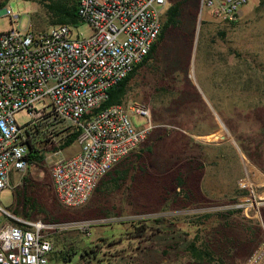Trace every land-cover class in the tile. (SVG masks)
Segmentation results:
<instances>
[{"label": "rangeland", "instance_id": "obj_1", "mask_svg": "<svg viewBox=\"0 0 264 264\" xmlns=\"http://www.w3.org/2000/svg\"><path fill=\"white\" fill-rule=\"evenodd\" d=\"M52 1L0 0V32L12 28L5 9L18 16L17 28L49 31ZM183 3L182 28L168 31L128 87L125 102L149 107L155 127L117 167L125 179L105 182L82 208L65 207L51 164L79 146L54 155L72 129L38 122L32 145L45 153L44 162L14 175L0 194V205L16 217L30 213L57 226L51 264H64L59 251L74 252L66 264H244L264 245V172L257 166L264 169V0H248L234 24L214 18L201 0ZM199 20L205 36L192 64ZM74 28L90 32L85 23ZM231 135L254 162L241 157ZM26 176L37 185L35 208L16 203ZM192 243L209 256L195 258Z\"/></svg>", "mask_w": 264, "mask_h": 264}, {"label": "built area", "instance_id": "obj_2", "mask_svg": "<svg viewBox=\"0 0 264 264\" xmlns=\"http://www.w3.org/2000/svg\"><path fill=\"white\" fill-rule=\"evenodd\" d=\"M201 1L226 24L237 22L248 3ZM167 4L79 0L78 16L88 25V34L58 24L36 35L29 28H17L18 16L4 10L12 28L0 32V194L11 188L14 175L23 176L29 168L38 122L51 130H80L79 152L51 164L57 197L70 209L85 206L101 180L147 140L155 127L152 112L138 102L86 115L107 101L109 91L149 55L162 32ZM21 114L23 123L18 120ZM252 208L259 210L254 198ZM56 227L18 218L0 205V264H51ZM244 264H264V245Z\"/></svg>", "mask_w": 264, "mask_h": 264}, {"label": "trees", "instance_id": "obj_3", "mask_svg": "<svg viewBox=\"0 0 264 264\" xmlns=\"http://www.w3.org/2000/svg\"><path fill=\"white\" fill-rule=\"evenodd\" d=\"M183 4H184L183 0H168V7L166 8L165 14L163 16L162 32L158 40L153 45L152 50L149 53V55L145 58V60L141 64H139L134 69V71L124 81H122L119 85L113 87L109 91V99L105 101L99 108L95 109L92 113L86 115V118L92 117L93 115H96L100 113L101 111L113 105L126 103L125 101L127 97L129 84L131 80L135 77V75L137 74L138 70L144 67L151 59H153L156 56L160 45L165 40L166 35L170 29H181L182 28L183 26V20H182ZM78 6H79V0H54L52 1L51 4H48L47 8H48V13L52 18V23L54 25L69 24L73 27H79L81 25V22L78 16ZM204 36H205V33L203 30V26H202L201 31H200V36H199L198 48H197L198 53H200V50H201V47L204 41ZM79 133H80L79 129L77 128L72 129L71 132L68 134V136L65 137V140L63 141V143L59 145L58 147H54L53 151L59 152V151L65 150L75 145ZM239 146L241 150L243 151V153L252 162H254L253 156L247 151V148L243 144H240V143H239ZM44 155L45 153L43 151L38 150L36 147L32 145L31 152L28 158L29 163L31 165H38L40 163H43L44 158H45ZM119 165H117L115 168H117ZM257 166L264 172V169L261 168L259 164H257ZM114 169L111 170L107 175L112 176L110 182H112L113 184H115V186H117L119 185L120 182H122L125 179L127 172L122 169H118V168L115 170ZM101 187L102 186H98L96 191H100ZM22 189L23 190H21V192L18 191L15 193L16 203L23 204L26 207L32 206V208H35L36 207L35 200H36L37 185L35 184V182L30 176L24 177ZM180 193H181V190L179 188L176 190L175 195L173 196L174 197L173 199L176 200L177 198H179ZM241 193L243 195L248 194V192L245 190ZM23 219L34 220V217L30 213H26ZM156 221L160 222L159 219H156ZM13 222L14 224H17V222L15 221ZM142 222L146 223V220ZM133 227L135 229H138V226H136L135 224L133 225ZM148 229H149L148 225L144 224V226L140 228V231L143 233V232H147ZM191 252H192V255L198 259H202V257L204 256H209L208 251L199 250L198 248H196L195 243L191 244ZM60 253H63V255ZM57 255H58L59 261L66 264L67 262L73 260L74 252L64 253L63 251H59Z\"/></svg>", "mask_w": 264, "mask_h": 264}, {"label": "water", "instance_id": "obj_4", "mask_svg": "<svg viewBox=\"0 0 264 264\" xmlns=\"http://www.w3.org/2000/svg\"><path fill=\"white\" fill-rule=\"evenodd\" d=\"M200 27H201V20H199V22H198V29H197L196 39H195V46H194V54H193L192 64H194V59H195V55H196V52H197L198 39H199V34H200ZM231 140L233 141V143L237 147L241 157L243 158L245 155L243 154L242 150L240 149V147L238 146L237 142L232 137V135H231Z\"/></svg>", "mask_w": 264, "mask_h": 264}, {"label": "crops", "instance_id": "obj_5", "mask_svg": "<svg viewBox=\"0 0 264 264\" xmlns=\"http://www.w3.org/2000/svg\"><path fill=\"white\" fill-rule=\"evenodd\" d=\"M79 150H80V148H79ZM79 150H77V152L76 153H74L73 155H70V156H67V157H63V158H68V157H72V156H74L75 154H77L78 152H79ZM105 177H107L106 179H105ZM102 180H101V182H100V184H99V186H102V184L103 183H107V182H110L111 181V178H112V176L111 175H106ZM109 177V178H108ZM96 191V190H95ZM94 194V193H93ZM93 198V197H92Z\"/></svg>", "mask_w": 264, "mask_h": 264}]
</instances>
